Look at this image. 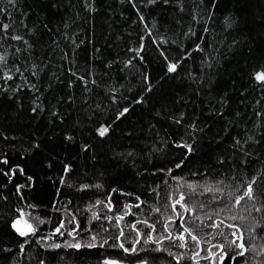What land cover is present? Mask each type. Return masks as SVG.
Segmentation results:
<instances>
[{
  "label": "trees",
  "instance_id": "1",
  "mask_svg": "<svg viewBox=\"0 0 264 264\" xmlns=\"http://www.w3.org/2000/svg\"><path fill=\"white\" fill-rule=\"evenodd\" d=\"M0 8V264H264V0Z\"/></svg>",
  "mask_w": 264,
  "mask_h": 264
},
{
  "label": "snow or ice",
  "instance_id": "2",
  "mask_svg": "<svg viewBox=\"0 0 264 264\" xmlns=\"http://www.w3.org/2000/svg\"><path fill=\"white\" fill-rule=\"evenodd\" d=\"M155 2H156V0H149V3H155ZM164 2L167 3L168 0H164ZM7 3H8L9 5L15 6V4H16V0H7ZM3 11H5V9L0 8V12H3ZM8 27H9V25H7V24H4V25H3V29H5V30H6ZM205 31H207V29H205ZM12 39L20 40V39H22V37H20V36H13ZM18 50H19V49H18ZM197 50H199V45H197ZM3 61H4V57H3V56H0V62H3ZM177 66H178V62H177V63H169V64H168V68H167V72H168V73H173V72H175V71L177 70ZM7 78H8V79H11V76H8ZM255 79H256L257 81L264 82V73H257L256 76H255ZM33 87H34V86H33ZM149 90H150V89H149ZM33 111H35V109H33ZM128 111H129V109L125 108V109H124L119 115H120V116H123V115H124L125 113H127ZM118 118H119V117H118ZM108 130H109V129H108L107 127L101 126L99 129H97V132H98V135H99V136L103 137V136L108 132ZM248 139L251 140V139H253V138L250 136V137H248ZM236 143H237V144H240V141L237 140ZM178 146H179V147H184V148H186L187 151H188L189 153H191V152L193 151V148H192V146H191L190 144H183V145H178ZM177 167H180V165H177ZM169 171H171V170L169 169ZM63 182H64V181H63V179H62V180H61V183H63ZM256 182H257L256 177H253L252 180H251V182H249V183L247 184V188H246V190L244 191L243 195H241V196H239V197L236 198V200H235V203H236V204H240L241 201L245 200L246 197H247L249 200H253V199L256 198V197H255V194H254V185L256 184ZM82 187L87 188V187H89V186H88V185H84V186H82ZM96 187H100V185H96ZM188 187H189L190 189H193V190H194V186H193V185L189 184ZM207 190H208V191H220V192H223V189H221V188L207 189ZM113 191H115V189H114ZM237 191H238V189H237ZM228 195L231 196L232 193L230 192V193H228ZM183 199H184V196L181 195L180 199H179V200H176V201L174 202V204H173V211H175V205H176V204H181V200H183ZM97 203H101V201H97ZM201 206L203 207V205H201ZM126 207H127V206H126ZM136 207H139V205H136ZM181 207H184V208L187 210L186 205L181 204ZM225 208H227L228 210H231L230 206H229L228 204H225L224 207L220 208V211H224ZM247 210H248L249 212H251L253 209H247ZM254 210L257 211V212H259V211H261V208H255ZM154 211H159V209H155ZM93 215L95 216V214H93ZM230 218H231L232 220H236V219H238V218L243 219V217H237V216H235V215L231 216ZM118 219H123V216L119 217ZM42 222H43V221H41V223H42ZM138 222H140V221H138ZM222 222H223V221H221V223H222ZM145 223H146V221H145ZM18 224H19V221H16V222L13 223L12 227H13L14 229H16L17 232L19 233V235H21V236H28L30 233H34V232H35V228H34L31 224H28L27 222H25V225H26V229H27V230H21L19 227H17ZM212 226H216V225H212ZM61 227H63V224H61ZM228 227H233V225H228ZM165 230L167 231V227L165 228ZM56 231H57V232H60V228H57ZM184 232H187V233L191 236V239H192L193 241H195L197 244L200 243V240L197 238V236L192 235V233L189 231L188 228H184ZM120 234L123 235V232H121ZM69 235H72V232H69ZM218 235H224V233L221 232V233H218ZM232 235H235V233H232ZM178 238H179L181 241H183V240H184V236H183V234H181ZM93 239H95V237H93ZM225 239H227L226 236H225ZM147 242H148V241H145V243H147ZM156 242L159 243V241H156ZM105 243H107V241H105ZM232 245H235V246L238 247V248H244V245H243V244H236V241H235V240L229 242L228 247H231ZM69 246H70V247H75V248H79V247H81V245H80L79 243L72 244V245H69ZM87 246H88V247H94L95 245L89 244V245H87ZM178 246L181 247V248H183V247H185V244H184V243H180ZM22 247H23V246H22ZM55 247H60V245H55ZM120 247H121V248H124V245L121 244ZM218 247L221 248V255L219 256V259H220L221 261H223V260L225 259V256L227 255V253L223 252V249H224L225 246H224V245H219ZM124 250H125L126 252H127V251H130L129 249H124ZM131 251H135V249L133 248V249H131ZM196 255H199V253H196ZM210 255H215V253H211ZM237 255L243 256V255H244V252L241 251V252L237 253ZM205 258H207V257H205ZM105 264H116V262H115V261H105Z\"/></svg>",
  "mask_w": 264,
  "mask_h": 264
},
{
  "label": "rangeland",
  "instance_id": "3",
  "mask_svg": "<svg viewBox=\"0 0 264 264\" xmlns=\"http://www.w3.org/2000/svg\"><path fill=\"white\" fill-rule=\"evenodd\" d=\"M181 219V218H180ZM17 221H19V224L17 225V227H19L21 230H27L26 229V225H25V222H27L28 224H31L28 217H27V214H22L18 219ZM32 225V224H31ZM73 233V230L71 231ZM106 261H115L116 264H127L125 262H122L120 260H117V259H106ZM138 264H143V262H140Z\"/></svg>",
  "mask_w": 264,
  "mask_h": 264
}]
</instances>
